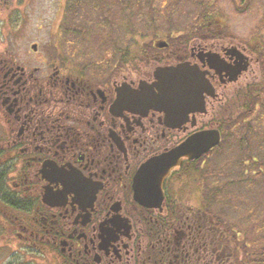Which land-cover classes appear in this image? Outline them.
Segmentation results:
<instances>
[{
    "label": "flooded vegetation",
    "instance_id": "1",
    "mask_svg": "<svg viewBox=\"0 0 264 264\" xmlns=\"http://www.w3.org/2000/svg\"><path fill=\"white\" fill-rule=\"evenodd\" d=\"M229 1L238 5L235 13H246L254 0ZM55 3L39 28L47 36L43 45L21 51L13 43L0 57V212L16 237L52 250L58 264H233L232 243L241 232L212 217L211 195L227 182L217 185L211 154L233 149L225 139L229 100L253 91V83L254 94L264 85L258 84L264 82L261 28H251L241 45L230 42L222 23L213 27L220 17L208 16L194 28L150 38L136 60L84 61L67 53L78 44L70 38L78 30L64 31V17L75 14ZM22 17L11 11L6 27ZM124 29L130 46L132 28ZM147 32L134 35L160 36ZM180 64L202 82L200 100L185 114L132 103L139 83L157 91L156 69ZM210 130H218V144L181 156L161 181L152 172V182L144 177L151 160ZM241 138L242 144L251 139ZM243 154L228 158L220 173L234 186L246 173L264 179V166H248L262 159ZM14 212L21 215L9 216ZM237 247L238 259L248 258L243 245Z\"/></svg>",
    "mask_w": 264,
    "mask_h": 264
},
{
    "label": "rangeland",
    "instance_id": "2",
    "mask_svg": "<svg viewBox=\"0 0 264 264\" xmlns=\"http://www.w3.org/2000/svg\"><path fill=\"white\" fill-rule=\"evenodd\" d=\"M57 1L63 2L65 5L67 0H0V57L3 56L7 45L13 43L16 46H20L18 49L21 51L29 50L30 44L33 42L43 45L47 36L39 28L46 21L48 13L56 11V3L54 4V2ZM108 1L101 2L100 6L99 3L97 4L98 6L95 8L98 14L95 17L91 15L88 19V25L78 26L77 34L79 33V37L77 41L74 39L75 43L78 44L75 46V50L67 52L72 55L73 59L84 61L115 60L117 62L132 57L133 60H136L141 47L149 44L150 38L164 37V34L170 33L169 30L177 31L196 27L194 19L197 18L199 12H203L201 9H203L202 4L204 3H207L209 11L215 10V12L219 13L216 14V18L220 17L222 22L213 23V27H216L215 24L217 23H222L223 27L229 29L231 34V37H229L232 39L230 42L234 40L237 41V44H244L249 38L248 36H250L249 30L256 26L261 28L262 35L259 37L262 43L264 42V0H254L246 13H235V7L238 5L231 3L229 0H142L143 3L141 2L140 7L137 6L135 0ZM61 8L62 5L60 6ZM107 9H109V12H107ZM11 11L22 13V21H20V18L17 23L16 20L14 22L9 20V26L6 27V19ZM101 19H107L111 22L108 27L109 30H105L111 35L109 41L102 37L100 39L99 35L103 31L100 28ZM66 23L69 25L68 20ZM20 27H25V30L18 31ZM71 27L74 26L71 25ZM130 27L132 28V44L128 46L126 43L128 36L122 32L125 31L124 28ZM33 29H37V31ZM88 29H90L91 35H89ZM138 29L143 32L150 31V34L157 30L160 36L155 34L147 35V37L136 36L134 34ZM113 30L114 32L119 30V32L113 33ZM81 34L84 35L81 36ZM70 38L73 37L70 35ZM97 40L99 41L97 42ZM113 45L116 46L113 47ZM95 55L98 58L93 57ZM259 83L264 84V82L260 81ZM256 84H252L253 91L244 93L242 97L237 95L234 99L229 100L231 110L225 139L229 143L231 142L230 146L233 149L230 152V147L227 148V151L225 147L222 152L213 151L211 154L214 171L218 173L216 177L217 185L220 187L222 183L227 182L228 186L224 192H229V196H232V201H221V189L211 195L213 196L212 217L215 218L217 215L218 218H223V221L228 222V231L241 232L238 236L240 238L238 239L239 241L236 240L235 243H232V251L235 253L232 257L234 259L233 264H237L236 259L241 257L237 246L249 243L250 246L257 248L264 247V179H260L263 174L252 176V174L246 173L243 175V179L236 181V183H239L236 186L232 184L234 181H229V178L224 180V177L221 178L222 174H220L223 172V168L225 170L228 169L229 162H231L228 158H233V155L239 156L246 152V140H244L245 144L240 142H242L241 137L247 133L252 139L251 147L247 151L248 155L258 156L262 159L261 162L264 163V148L260 147L264 145V85L261 90H257V94H254ZM230 128L232 129L230 130ZM238 143H240L241 147ZM235 148L238 150L236 151ZM244 156L246 157L247 155L243 154V158ZM248 166H250L249 169L252 171L259 167L258 164H249ZM247 177L248 179H246ZM238 201L241 204L236 206ZM222 207L227 211L224 212L225 215L218 210H222ZM17 214L18 216L21 215L18 212H14V214L11 213L9 216ZM6 217L0 212V264H7L8 262L58 264L52 250L36 248L33 244L16 237L14 234L15 230L10 227L8 224L10 222H8ZM258 220L263 224L256 223ZM244 234L246 237L243 236ZM247 257L242 256L238 261L240 262L246 258L245 263L251 264L250 262L256 259L257 256L251 255Z\"/></svg>",
    "mask_w": 264,
    "mask_h": 264
},
{
    "label": "water",
    "instance_id": "3",
    "mask_svg": "<svg viewBox=\"0 0 264 264\" xmlns=\"http://www.w3.org/2000/svg\"><path fill=\"white\" fill-rule=\"evenodd\" d=\"M34 46V45H33ZM199 74L191 68H185L183 64L158 68L155 71L156 82L153 86L157 91H154L152 86H145L139 83L138 91L133 94L132 103L135 105L154 106L179 109V113L185 114L187 112L186 107L192 103V101L199 99V86L202 83L198 77ZM197 92V96L195 95ZM119 101L125 100V94L119 93ZM131 102V101H130ZM178 111V110H177ZM220 141V134L218 130H210L204 132L194 133L187 138L184 143L172 149L171 151L164 153L157 158L151 160L144 168L146 179L150 180L151 172L152 179L161 181L168 173L170 168L180 161L181 156L194 157L198 156L202 152L208 150L210 147L218 144ZM154 167L153 169H147V167ZM142 172V171H141ZM142 174V173H141ZM152 182V181H151ZM137 196L140 194L137 192ZM149 197L152 198L151 195Z\"/></svg>",
    "mask_w": 264,
    "mask_h": 264
},
{
    "label": "trees",
    "instance_id": "4",
    "mask_svg": "<svg viewBox=\"0 0 264 264\" xmlns=\"http://www.w3.org/2000/svg\"><path fill=\"white\" fill-rule=\"evenodd\" d=\"M99 1V2H98ZM105 1H108V0H67L66 1V6H65V12H72V13H74L75 15L73 16L72 15V17H64V31H66V29H69L68 27L69 26H71V25H73L74 27H75V29H79V27L78 26H80V25H88L87 23H89V18L91 17V15H92V17L94 16H96L98 13V11L96 10V8L95 7H97L98 5V3H99V6H100V4H101V2H105ZM108 2H114V0H109ZM124 2V1H123ZM135 2H136V4H137V6L138 7H140V5H141V2L143 3V1L142 0H135ZM108 6V5H107ZM133 7V6H132ZM137 7V8H138ZM202 7H203V9H201L203 12L201 13V12H199L198 13V15H197V18H195L194 19V22H200L201 20H206L207 21V17L209 16V19L210 18H215L216 17V15H214V17H211L212 15V13H211V11H209V9H207V7H208V5H207V3H204V4H202ZM134 8V7H133ZM132 8V9H133ZM108 11L107 12H109V9H107ZM111 14V13H110ZM210 14V15H209ZM67 20H68V22H69V25H67L68 23H66L67 22ZM91 21V20H90ZM101 25H100V28H101V30H103L101 33H100V39H101V37L104 39V38H106V40H108L109 41V39H110V36L111 35H109L107 32H105V30H109V25L111 24V22L109 21V20H107V19H101ZM144 26V25H143ZM142 26V27H143ZM88 31H89V35H91L90 34V29H88ZM76 32V31H75ZM74 33V32H73ZM77 33V32H76ZM72 34L71 35V37H74V39L77 41V39H78V37H79V33L78 34ZM84 34H81V36H83ZM80 40H81V38H80ZM99 40H97V42H98ZM114 46H116V45H113V47ZM110 48H111V45H110ZM109 48V49H110ZM116 48V47H115ZM113 52V51H112ZM93 57H96V58H98L96 55L95 56H93ZM100 58H102L101 56H100ZM248 134V133H247ZM244 140V139H243ZM251 141V139L249 140V142ZM249 142H248V144H246V152H244V154L245 155H248V153H247V151L249 150V148H250V145H249ZM253 164H258L259 166H264V163L263 162H257V163H253ZM258 172L260 173L261 171L260 170H258ZM256 175H258V174H256ZM252 176H254V175H252ZM246 179H248V177L246 178ZM227 186H228V184H227ZM224 190H226V189H224ZM223 191V190H222ZM217 193V192H216ZM230 194H229V192L228 193H226V192H222V199H221V201L223 200V202H225V201H227V202H229V200H231L232 201V199H231V197L232 196H229ZM245 197H247L246 195H244ZM241 204V202L240 201H238V204H236V206H239ZM221 213V212H220ZM224 215H225V213H224ZM259 220H261V219H259ZM257 221L256 223H258V224H263V223H260V221ZM262 221V220H261ZM263 228H264V224H263ZM231 231V230H230ZM243 236H245L246 237V235L244 234ZM243 247L245 248V253L247 254V256H251V255H256L257 257H256V259H254V260H250L251 262V264L253 263H257V264H264V247H259V248H257V247H254V246H250L249 245V243H246V244H244L243 245ZM250 252V253H249ZM257 258H260V259H258L257 260ZM7 264H25V263H20V262H16V263H13V262H8Z\"/></svg>",
    "mask_w": 264,
    "mask_h": 264
}]
</instances>
